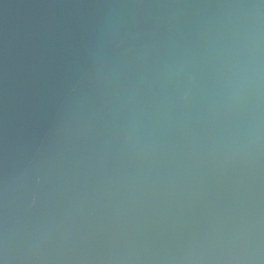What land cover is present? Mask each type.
Here are the masks:
<instances>
[{"label":"water","instance_id":"1","mask_svg":"<svg viewBox=\"0 0 264 264\" xmlns=\"http://www.w3.org/2000/svg\"><path fill=\"white\" fill-rule=\"evenodd\" d=\"M0 264H264V0H0Z\"/></svg>","mask_w":264,"mask_h":264}]
</instances>
